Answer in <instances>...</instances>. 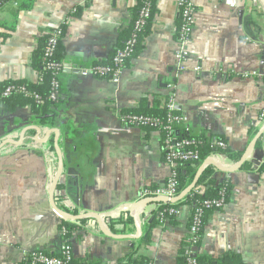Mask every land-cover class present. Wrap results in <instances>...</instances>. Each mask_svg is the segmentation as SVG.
<instances>
[{
  "label": "crops",
  "instance_id": "0c3cea01",
  "mask_svg": "<svg viewBox=\"0 0 264 264\" xmlns=\"http://www.w3.org/2000/svg\"><path fill=\"white\" fill-rule=\"evenodd\" d=\"M178 1L155 0L142 49L117 83L81 77L79 70L108 60L131 23L135 0H33L31 9L18 13L15 30L0 40V81L35 83L32 51L45 31L60 26L61 103L52 126L32 122L28 106L0 112V264H23V255L34 249L57 254L65 240L80 263L116 264L137 244L160 203L143 208L135 239L123 238L135 236L133 223L117 224L112 232L105 219L129 215L140 189L164 184L170 169L162 159L160 133L125 125L115 111L137 107L142 98L148 105L157 98L162 106L167 82H174L175 109L186 117L193 136L203 134L210 142L220 138L231 151L244 153L264 126L259 121L264 82L237 76L264 73V33L259 37L253 31V23L264 26V14L254 15L248 0H236L235 6L192 0L187 68L176 74ZM5 18L0 8V22ZM52 129L63 158L60 185L52 192L55 204L72 215L93 212L100 217L99 222L83 218V226L69 220L80 228L65 240L59 230L62 218L49 202L57 170L56 149L46 146L56 137ZM259 140L236 171L212 167L215 182L225 179L230 188L223 208L206 215L199 253L218 257L232 252L243 264H264V171L254 168L264 153V130ZM218 155L224 164L238 162ZM179 208V215L157 223L149 243L139 246V253L155 264H176L191 217L189 205Z\"/></svg>",
  "mask_w": 264,
  "mask_h": 264
},
{
  "label": "trees",
  "instance_id": "16d2710c",
  "mask_svg": "<svg viewBox=\"0 0 264 264\" xmlns=\"http://www.w3.org/2000/svg\"><path fill=\"white\" fill-rule=\"evenodd\" d=\"M148 1L150 16L146 20L145 25L140 30H135L134 22L139 16V11L142 5ZM155 0H135V4L132 7V20L129 26L122 30L119 37L120 42L112 51L110 57L107 61L99 63L101 65H111L112 58L115 52L122 48L126 41L131 39L133 35L136 37V41L132 47L130 55L123 60V67L128 66L130 61L136 57L142 49L141 41L142 38L149 32L150 20L155 11ZM33 5V0H0V8H2L6 14V18L0 22V40H5L11 32L16 28L17 15L21 11L31 9ZM50 33L42 34L38 40L37 45L32 51L30 57L31 67L38 72V80L35 83H30L25 80H2L0 81V112L13 111L18 107L28 106L31 114V121L39 126H52L55 123L56 117L58 115L59 106L61 103V86L58 79V75H55L54 70L49 66L51 63L63 64L64 61V51L61 45V39L54 46L53 51L50 56H46V48ZM62 71V69H61ZM60 71V72H61ZM57 80L59 84V89L57 92V97L51 99L50 94L52 92V81ZM9 89V93L4 95L3 93ZM121 113L134 114V115H145L158 118L162 123L166 121L167 111L164 107L160 106V101L156 98L153 99L152 103L148 105L145 98L140 100L137 107L130 109H121ZM175 113H180L175 109ZM146 130H154L152 127H146ZM162 134L163 129L159 128ZM188 137H192L196 140L197 148L202 159H204L209 153L216 152L221 156L231 159L232 161H239L242 157L243 152L231 151L227 146L220 148L213 146L210 141H208L205 135L193 136L190 133ZM182 137V134L179 135ZM220 139V138H219ZM221 140V139H220ZM260 145V140L256 142V146ZM47 148L53 152L55 145L53 137L51 136L46 144ZM248 163H243V168H246ZM264 171V166L260 167ZM197 172V167L193 163H179L175 170V181H176V192L177 195L187 188L193 181ZM60 185V184H59ZM58 185V186H59ZM229 184L228 182L216 183L212 173V167L207 166L199 174L195 186L190 190V192L185 195L179 202L175 203L174 206H179L181 204H186L190 206L191 211L195 208L194 206H199L201 202L205 199H213L218 197V192L220 190H225V195L229 194ZM194 205V206H193ZM170 206L168 203H160L157 211L153 213L152 220L146 225L145 232L137 239L136 245H131L130 251L124 255L121 259L117 261L116 264H147L151 260L139 253V246L141 244L149 243L151 229L160 223L165 218H172L166 214V209ZM212 211V209H204L202 214L201 227L196 233L195 239H190L186 237L182 240L180 248L178 249L176 256V264H187L186 252L193 245L195 247L192 252L193 258L197 264H243L241 257L237 253H223L218 257H212L210 255L199 253L198 249L201 245V237L203 232V227L206 220V215ZM75 213L74 211H71ZM87 220H79L80 225H84ZM131 224V219L129 215L122 216L117 215L113 217H107L105 219L106 227L115 232V226L117 224L127 225ZM79 225L73 223L69 220L61 221L59 230L61 231V236L65 240L71 235V231L77 230ZM80 228V227H79ZM76 264H87L80 263L75 259ZM97 264V263H95Z\"/></svg>",
  "mask_w": 264,
  "mask_h": 264
},
{
  "label": "built area",
  "instance_id": "2783aa9c",
  "mask_svg": "<svg viewBox=\"0 0 264 264\" xmlns=\"http://www.w3.org/2000/svg\"><path fill=\"white\" fill-rule=\"evenodd\" d=\"M226 5L235 6L236 0H223ZM248 5L252 9L254 15H261L263 17L264 11L263 6L258 0H248ZM76 12V8L71 9V14ZM195 14V8L193 6L192 0H179L178 1V17H177V31H176V46L174 49V57L176 59V74L183 72L187 68V61L189 58V44L191 42L192 32H193V17ZM150 16L149 2L146 1L139 11V16L134 22L135 30H140L146 23V20ZM253 31L255 35L261 36L264 33V26L261 24L253 23ZM50 33L48 39L46 56H50L54 46L59 42V40L64 35V30L62 27L58 26L45 31L44 33ZM248 39V38H247ZM136 41L135 35L131 37L124 46L118 49L113 58L111 65H101L99 63L90 65L88 67L81 68L79 70V75L81 77H92L108 79L113 83H117L120 79L123 70V60L126 59L131 51L132 47ZM51 69L54 70L55 75H58L63 69V64L51 63L49 65ZM196 72L200 71V67L196 66L194 68ZM176 76V75H175ZM238 77L243 79L248 78H259L264 82V73L258 71H244L237 74ZM52 92L50 94L51 99L57 97V92L59 89V84L57 80H53ZM166 87V97L162 107L167 111L166 121L161 122L158 118L145 116V115H134L115 113L118 115L120 121L125 125L141 127L145 129L146 127H152L154 130L160 133L159 128L163 129L161 135V153L163 162L169 166L170 173L162 185H145L138 193V200L142 201L148 198H165L166 202L170 206L166 209V214L172 217H176L180 214L181 210L179 206H174L175 203L171 202V199L177 195L176 192V181H175V170L179 163H193L197 169L202 165V171L207 167L211 166L209 164H203L206 160H211L218 167L228 170L235 166L236 163L230 165L221 162L219 155L211 152L204 159L201 158L196 140L192 137H188L190 130L186 125V117L181 113H175V103H174V82L169 81L165 84ZM9 89H7L3 94L7 95ZM260 123L264 122V109L259 112ZM182 134V137L179 135ZM211 144L216 147L223 148L226 146L225 142L220 139H215L211 141ZM264 150V149H263ZM264 152V151H263ZM264 166V153L256 163L254 168L258 169ZM214 171L221 172L217 167H214ZM227 172V171H223ZM226 180H218V182H225ZM227 182V181H226ZM227 202V196L225 195V190H220L218 192V197L213 199H205L201 202L199 206H194L195 208L191 211L190 224L188 228V236L190 239H195L196 233L201 227L202 214L204 209L219 210ZM124 211V210H123ZM195 247L193 245L189 247L186 252L187 264H197L193 258L192 252ZM75 258L73 257L70 244L65 240L63 241L57 254H51L42 249H34L26 252L23 255V264H76L74 263ZM147 264H155L152 261Z\"/></svg>",
  "mask_w": 264,
  "mask_h": 264
},
{
  "label": "water",
  "instance_id": "95a60500",
  "mask_svg": "<svg viewBox=\"0 0 264 264\" xmlns=\"http://www.w3.org/2000/svg\"><path fill=\"white\" fill-rule=\"evenodd\" d=\"M263 8H264V0H258ZM36 131L39 133L40 129L38 127H35ZM264 130V126L257 132V134L253 137V139L251 140L249 146L246 148V150L244 151V153L242 154V157L240 158V160L236 163V165L228 170L222 169L220 167H218L217 165H215L211 160H206L204 161L203 164H209V165H213L214 167H217L220 171H227V172H234L236 171L238 168H240L242 162L245 160L246 155L248 154L249 150L255 145L256 141L259 139V137L261 136L262 132ZM52 131L56 134V137L54 139V145H55V149H56V154H57V170H56V174L55 177L53 179V183L51 186V191H50V206L51 209L62 219L64 220H71V221H77L86 217H91L93 219H95L96 221H100V217L98 214L93 213V212H86L84 214H77V215H72L69 214L67 212L62 211L56 204H55V199H53L52 197V192L54 191V189L56 188V186L59 184L60 182V177L62 176V172H63V158H62V152L61 149L59 147L58 144V138H57V130L56 129H52ZM202 171V165L197 169L196 175L192 181V183L185 188L184 190H182L178 195H176L174 198L171 199L172 203H177L179 202L185 195H187L190 190L195 186L197 178L199 176V174ZM166 202L165 198H148L142 201H139L135 204H133L129 211V217L131 219V223H133V226L135 228V236H131V237H126L124 236L123 238H132L135 239L138 236V229H139V215L141 214V212L143 211V208L146 205H149L151 203H164ZM103 227V226H102ZM103 229V228H102ZM105 233V231H103ZM107 234H109L107 232Z\"/></svg>",
  "mask_w": 264,
  "mask_h": 264
}]
</instances>
